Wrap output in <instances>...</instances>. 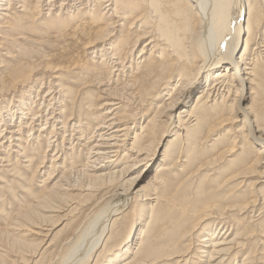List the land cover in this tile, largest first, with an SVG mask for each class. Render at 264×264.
<instances>
[{"label": "bare ground", "instance_id": "6f19581e", "mask_svg": "<svg viewBox=\"0 0 264 264\" xmlns=\"http://www.w3.org/2000/svg\"><path fill=\"white\" fill-rule=\"evenodd\" d=\"M43 36L59 40L63 50L48 52L45 63L15 64L0 78V166H9L3 153L28 167L38 156L35 171L49 163L53 183L10 214L0 231L16 237L18 258L41 251L49 236L43 227L79 189L96 193L99 210L89 224L78 221L49 242L46 264H264V221L255 225L264 210L245 215L257 205L252 196L229 191L227 182L188 191L178 185L190 186V176L173 183L161 175L212 165L216 158L203 157L224 143L222 132L233 131L259 146L242 177L264 180V134L253 120L264 91V0H0V57L9 58L22 40L55 42ZM19 56L30 53L20 49ZM43 66L57 81L27 86ZM87 88L98 91V103L91 89L83 93ZM25 135L47 141L43 154L25 147ZM80 148L83 164L60 165ZM151 174L162 194L155 190L139 203L138 186ZM132 225L141 228L127 246ZM24 231L35 240L21 236Z\"/></svg>", "mask_w": 264, "mask_h": 264}, {"label": "rangeland", "instance_id": "374dc122", "mask_svg": "<svg viewBox=\"0 0 264 264\" xmlns=\"http://www.w3.org/2000/svg\"><path fill=\"white\" fill-rule=\"evenodd\" d=\"M41 16L42 15H40L39 17ZM43 37H44L43 41L45 42L47 41L48 42L55 41V42L52 45H49L46 43H44L43 45H32L26 40H22V41H19L20 44L17 43L19 45L13 49L14 50L13 53H8V56H10L9 58L1 56L0 57V66H1L0 67V78L4 76L5 77L9 76L13 68L19 66L15 64L27 63V62L45 63L43 62L44 60L43 58L48 55V52L63 50L61 47L62 44L56 38L49 37V36H43ZM20 49L27 50V52L30 53V57H26L25 59H22L21 56H19ZM240 50L238 49L237 52L241 53L243 49H240ZM77 51L79 52V56L83 58V60H85L84 55L81 54L79 50ZM88 60L91 62L90 57H88ZM96 60L99 61V58H97ZM2 61H3V64H1ZM98 66L101 67V65H98ZM45 69L46 67L44 68L43 66L36 74H34L33 75L34 79L30 81L27 86H31L32 84L34 85L36 80H37L36 84H38L39 86L43 81L45 82L46 81L48 82L49 80L50 82L57 81L55 79L52 80L51 78L54 75L53 71L51 70L48 71ZM44 86L45 87H43L42 91L46 92L48 86L47 84ZM24 89L26 90L27 87ZM90 89H91V92H95V88H89V89L87 88L83 91V93L87 91L89 92ZM97 92L98 91L96 90V92L94 93L95 96H93L92 98V101H95V103H98L101 100V97L100 99L99 97H97L98 96ZM11 94L12 95L15 94L17 96H23V93H21V90H17L14 94L13 92H11ZM6 97L8 98V103H9L11 100V95H8ZM255 104H256V108H255L256 114L253 116V120L255 122V125L258 128H260L262 133L264 134V91L260 95V99L257 100ZM181 107L182 106H179L177 110L174 112L176 115L181 110ZM149 114L150 113H147V115ZM149 116H150L149 118H151L152 115H149ZM149 118H147L145 122H147ZM232 125L225 126L224 128L231 127ZM226 133L222 132V136H224L223 137L224 143L220 146H216L214 149H211L203 157V161L205 162L216 158L215 162L212 161V165H209L206 163L203 165H199L198 167L190 171H176L175 173H172V174H169L168 172H163L161 174L162 178L167 181H172L174 183L175 181L184 180L186 177L190 176V180L192 182L190 186H184V185L179 184L178 187L181 189H186L188 191L192 190L193 192H196L198 190V187L200 186L211 185V187L212 186L216 187L218 184H225V182H227L224 188L228 189L231 192H234V190H237L236 192L247 194L248 196H252V198L257 202V205L250 207L245 215L250 216L251 211L253 212V210L255 209L256 211H258L260 209V212L256 214V215H259L264 210L263 208L264 200L262 199L260 200V198L258 197V194H255V190L258 189L259 192L257 193L264 195V185L262 183L257 184L255 183V181L264 182V180L261 179L257 181L256 177H253V176L242 177L241 175V173H243L245 169H247L249 166L254 164L256 158L258 157L259 146L254 141L250 140V137H248L247 135H245L244 137H241V136H238L233 131H228L227 135ZM133 136L134 135L132 134L131 139L128 140V144H131L133 142L132 141ZM173 138H174V133L170 134L169 136L167 134L165 135L163 145L158 149L156 153V157L154 159L156 160L155 162L157 161L159 162V160L162 159V156L164 153L163 150L166 147L171 146L170 144L172 143L171 141ZM30 139L27 136L23 139V141H25L24 144H26L25 147L28 150H31V152L33 150L32 148H36L35 151L37 153L40 152L41 154H43V152L47 148V144H46L47 141L44 138H42L39 143H35V142H32ZM26 141H29V142L27 143ZM30 142L32 146L30 145ZM33 143H35L34 145L36 147L33 146ZM129 146L130 145H128V148ZM124 153H127V152H124ZM51 154H53V152H49L48 156H50ZM2 155L4 156V158L6 157L5 159L9 160V166L5 167L6 163L2 164L4 168L0 166V231L4 232V230L7 229V225L9 224L8 216L10 214L15 215L16 211L22 210L28 203L31 202V199H34V197L39 192L43 191L47 187H50L53 183H51L52 181L47 180L48 175L50 173L49 169H47V167L50 166L49 163L47 162L43 163V168L41 169L40 172H39L40 167L37 170V172L35 171L36 167L41 161V160L40 161L38 160L39 159L38 156L34 160L33 164L30 167H28L29 164H27L28 165L27 166L26 163H23V162L15 163L16 162V157H14L15 155L10 154L11 155L10 156L8 154L7 156L5 153H3ZM67 157L68 156H66L64 160L62 159L60 161L61 166H63L62 165L63 163L64 164L66 163V165L64 166L68 167L70 164L75 162V160L78 163L76 166H79L83 164V162H85V159H86L83 149L81 148L76 151L75 157H70V156L68 158ZM206 158H209V159H206ZM252 169L254 170L256 169V167L252 166ZM44 170H45V174L41 176L40 173L44 172ZM140 171L141 169L138 170V172ZM138 172L136 173L138 174ZM60 173H62L61 168L58 169L56 172H54L52 180L53 178H56L55 180L57 181L58 177L61 176ZM136 173L131 175V177L133 176L135 177V175H137ZM152 174L149 177L145 178V180L138 186L139 192H138L137 198L139 200V203H143L144 200L146 199V195L150 193L152 194V192L155 190H157L158 194H162V192L160 191L161 188L159 187V183L156 182V180L154 179L155 175L152 176ZM162 183L165 184V181L163 180ZM72 193H71L72 197H71L70 202H68L64 207L60 206V210L58 211V213L51 214L55 216L53 219L54 221L53 224L49 223L45 227H43L42 230H46L45 232L49 231V236L45 244L44 243L42 244L43 248L42 249L40 248L41 251L38 250L40 251L39 253L38 252H36L35 254L30 253L28 254L30 256L27 255L24 257V260H20L18 258L19 257V254L17 253L18 250L14 246V244L11 242L16 237L7 238L6 236L3 237L2 234H0V237H1L0 239H2L0 240V264H46V258L48 255L47 253L43 251L48 246L49 242H51L52 240H54L55 242L60 240L71 229H73L72 227L75 226L78 223V221L79 222L83 221V224L85 225L86 223L89 224L91 222V219H93V217L90 218V216H94L96 212L99 210V206L96 204L98 201V196L95 195L96 193L85 194L79 191V189H77L76 191ZM105 203L103 202L100 205V207H103ZM92 206H93V209H92ZM139 209H140V206H138L134 212L136 217L138 216V214L142 212V210L139 211ZM129 215L131 216L130 213ZM261 217H262V214L259 215L257 218H255L257 220L255 225H258V220L260 223L264 221V217L262 218ZM247 220L248 222H250V219H248V217H247ZM146 222H148L147 219L145 220L144 225H146ZM140 228L141 226L139 225H135V226L132 225L129 231L130 238L128 239L129 242L127 246L135 243L133 239H135V237L139 233ZM198 233H199L198 235L199 237V236H203L204 232L199 230ZM20 234L21 236L29 240H35L33 236H29L28 234L26 235L25 231L21 232ZM196 238H197V235L195 237V240ZM124 246L125 245H123V247ZM10 247L12 248V250L10 249ZM259 247L261 248L262 246L258 245V248ZM134 248L135 246L132 245L131 252L135 251ZM4 250H5V253H4ZM247 253L248 251L245 253V255ZM48 254H50V252H48ZM239 260H241V257H239ZM234 261L235 260H230V264H234ZM192 263L201 264L197 260L192 261Z\"/></svg>", "mask_w": 264, "mask_h": 264}]
</instances>
